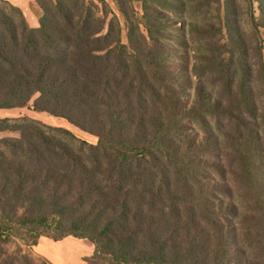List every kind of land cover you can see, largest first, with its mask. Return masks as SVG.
Returning a JSON list of instances; mask_svg holds the SVG:
<instances>
[{"label":"trees","instance_id":"obj_1","mask_svg":"<svg viewBox=\"0 0 264 264\" xmlns=\"http://www.w3.org/2000/svg\"><path fill=\"white\" fill-rule=\"evenodd\" d=\"M34 2L32 28L0 0V109L29 106L97 140L0 118V133L17 134L0 137V264H49L21 246L68 236L93 245L86 264H264L254 140L231 145L256 200L241 233L218 194L228 192L221 155L211 156L208 134L189 131L212 111L207 97L185 104L153 39L124 44L105 0Z\"/></svg>","mask_w":264,"mask_h":264},{"label":"rangeland","instance_id":"obj_2","mask_svg":"<svg viewBox=\"0 0 264 264\" xmlns=\"http://www.w3.org/2000/svg\"><path fill=\"white\" fill-rule=\"evenodd\" d=\"M105 3L111 12L107 20L113 18L118 23L124 44L141 43L142 36L153 39L185 104H195L198 92L207 97L203 102L209 103L212 111L203 115V121L194 122L189 131L208 134L212 140L210 154L221 155L228 186L227 196L218 194L234 204L235 219L244 221L239 225L241 233L249 231L251 227L243 218L253 213L256 200L254 193L245 189L248 182L231 145L239 135L254 140L260 153L257 167L262 170L264 185V0H105ZM25 12L37 18L40 13L34 0H30ZM22 116L65 127L92 144L97 140L65 120L33 111L29 106L0 109V118ZM2 136L17 134L4 132L0 133ZM44 241L54 242L48 244V252ZM38 242V248L21 246L35 263L86 264L85 259L93 252L88 240L71 236L56 244L57 241L45 237ZM18 243L17 240L10 243L7 249L14 251ZM254 253L249 251V255ZM49 254L55 256V263L48 258Z\"/></svg>","mask_w":264,"mask_h":264},{"label":"crops","instance_id":"obj_3","mask_svg":"<svg viewBox=\"0 0 264 264\" xmlns=\"http://www.w3.org/2000/svg\"><path fill=\"white\" fill-rule=\"evenodd\" d=\"M11 3H13L14 5H16V6H18L20 9H21V11H22V13H23V15H24V17H25V20H26V22H27V24L30 26V27H32V28H34V27H37V25H38V18L37 17H35V16H33L31 13H30V15L29 14H27L26 12H25V9H26V7H27V4H29V2H30V0H9ZM65 238H67V237H65ZM64 239V238H63ZM62 240V239H61ZM61 240H59V241H57V242H55V244L56 243H59V242H61ZM39 241H40V239H39ZM39 243L40 242H38L37 244H36V248H38L39 247ZM44 244H43V246H45V251H47V247H48V244H53V243H50L49 241H44L43 242ZM40 246H42V245H40ZM48 252V251H47ZM49 259H51V261L53 262V263H55L56 261H57V259L55 258V256H53V255H51V254H49V257H48ZM54 258V259H53Z\"/></svg>","mask_w":264,"mask_h":264}]
</instances>
